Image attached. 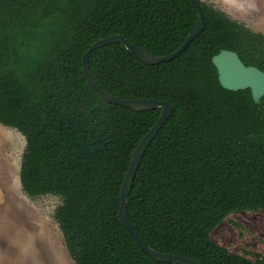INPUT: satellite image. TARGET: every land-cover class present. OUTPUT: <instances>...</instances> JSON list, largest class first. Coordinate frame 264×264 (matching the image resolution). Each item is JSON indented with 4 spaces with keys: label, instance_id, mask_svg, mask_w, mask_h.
<instances>
[{
    "label": "trees",
    "instance_id": "1",
    "mask_svg": "<svg viewBox=\"0 0 264 264\" xmlns=\"http://www.w3.org/2000/svg\"><path fill=\"white\" fill-rule=\"evenodd\" d=\"M200 4L203 29L170 60L145 63L112 42L91 51L89 69L113 95L173 105L126 201L144 242L202 264H264L210 236L232 213L264 210V95L257 104L249 88L223 87L212 62L227 48L264 70V33ZM196 21L191 0H0V123L25 137L23 192L60 197L52 216L74 264H177L151 258L118 216L132 152L160 107L106 101L82 55L112 33L167 54Z\"/></svg>",
    "mask_w": 264,
    "mask_h": 264
},
{
    "label": "rangeland",
    "instance_id": "2",
    "mask_svg": "<svg viewBox=\"0 0 264 264\" xmlns=\"http://www.w3.org/2000/svg\"><path fill=\"white\" fill-rule=\"evenodd\" d=\"M203 1L264 33V0ZM24 147L23 134L0 123V264H74L52 216L60 197L28 196L21 188L19 169ZM210 236L233 252L264 255V210L232 213Z\"/></svg>",
    "mask_w": 264,
    "mask_h": 264
},
{
    "label": "water",
    "instance_id": "3",
    "mask_svg": "<svg viewBox=\"0 0 264 264\" xmlns=\"http://www.w3.org/2000/svg\"><path fill=\"white\" fill-rule=\"evenodd\" d=\"M197 12V21L193 29L186 36L184 41L172 52L156 55L148 51L146 48L135 44L124 38L119 33H112L104 37H100L93 41L83 52L82 55V69L87 82L94 87L99 94L108 102L121 104L135 110H143L148 108L160 107V114L157 120L152 124L149 130L140 139L134 148L128 169L120 187V203L118 208V216L122 224L126 227L137 244L154 260L168 261L177 264H202L196 259L182 256L173 252H162L154 249L146 244L136 229L134 223L129 217L126 210L127 197L134 180L136 168L142 158L148 144L157 133L163 123L172 115L173 105L166 99H158L153 97H136L124 98L113 95L105 91L95 80L89 69V55L91 51L99 46L119 42L123 44L129 51L137 56L145 63H159L161 61L170 60L178 53L185 49L189 42L203 29L204 18L200 0H191ZM212 62L217 69L218 79L220 84L230 90H238L249 88L251 96L255 103L260 104L261 98L264 95V70L252 64H245L235 50L222 48L212 56Z\"/></svg>",
    "mask_w": 264,
    "mask_h": 264
},
{
    "label": "clouds",
    "instance_id": "4",
    "mask_svg": "<svg viewBox=\"0 0 264 264\" xmlns=\"http://www.w3.org/2000/svg\"><path fill=\"white\" fill-rule=\"evenodd\" d=\"M252 7L255 8V4H253Z\"/></svg>",
    "mask_w": 264,
    "mask_h": 264
}]
</instances>
